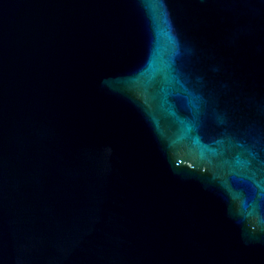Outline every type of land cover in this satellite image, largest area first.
<instances>
[{
	"label": "water",
	"instance_id": "water-1",
	"mask_svg": "<svg viewBox=\"0 0 264 264\" xmlns=\"http://www.w3.org/2000/svg\"><path fill=\"white\" fill-rule=\"evenodd\" d=\"M0 264H264V0H0Z\"/></svg>",
	"mask_w": 264,
	"mask_h": 264
}]
</instances>
